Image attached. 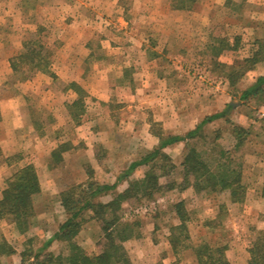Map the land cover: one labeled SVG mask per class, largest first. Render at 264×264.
<instances>
[{"label": "rangeland", "instance_id": "1", "mask_svg": "<svg viewBox=\"0 0 264 264\" xmlns=\"http://www.w3.org/2000/svg\"><path fill=\"white\" fill-rule=\"evenodd\" d=\"M171 4V0H0V100L23 95L21 108L25 109L19 117L33 127L20 129L23 146L32 145L34 132L40 136L53 132V136L77 141L79 125L81 132L93 141V154H86L85 162L71 167L72 170L67 171L61 158L66 145L57 148L49 160L39 162L41 174L54 169L59 175L61 192L87 182L88 172L100 184L112 185L110 182L115 177L116 183L132 162L157 147L144 146L147 134L158 141V134L173 135L168 118L173 119L174 115H181L183 122L193 115L200 123L207 116L226 111L224 118L203 126L194 139L185 141L178 150H163L169 161L156 159L137 167L118 181L114 190L95 199L102 204L113 201L154 167L153 172L159 176V189L151 197L138 191L123 201L118 211L121 222L135 226V237L123 243L132 264H197L190 254H183L180 260L168 255L171 228L179 224L175 213L178 203H183L186 210L187 228L194 246L226 243L229 250L241 256V245L249 249L258 235H264V213L259 211L263 209L252 208L255 194L251 189L247 194L249 202L233 205L227 191L196 193L192 187H184L181 167L187 153L194 149L212 173L217 172L218 164L224 165L222 169L228 165L241 172L245 157L259 145L255 146L254 136L264 145V103L259 98H241L256 77L264 75V0H200L177 18L169 12L173 9ZM159 12L161 16L157 15ZM174 23L181 25L178 37L169 27ZM167 36L171 43L166 40ZM29 40L38 41L44 52H48L47 72L27 66L12 72L10 58L23 53L24 43ZM227 42L235 50L224 49ZM69 53L84 59L92 75L93 71L107 72L119 88L131 81L128 87L130 90L132 87L135 95L128 99L114 95L104 104L80 85L82 90L77 91L57 76L54 67L63 54ZM149 56L156 61L148 63ZM255 59L257 62L250 64ZM147 71L151 72L148 74L152 75L151 82L158 85L161 76L163 88L166 87L160 95L157 87L154 89L151 104L142 95L146 79L142 74ZM39 89L53 91L58 102L65 99L64 113L55 110L49 115L35 107L30 109L42 101L31 91ZM79 99L83 104L73 105ZM59 118L65 123L62 130H57ZM164 120L169 127L164 128ZM240 128L242 143L237 137ZM5 129L1 125L0 170L12 155L22 157L12 163L22 167L30 162L31 147L10 153L13 138L5 134ZM188 131L184 128L183 135ZM109 141L115 144L112 149L105 148ZM259 168L264 170V166ZM83 174L86 180L80 182ZM99 174L102 178L108 176L109 183L99 179ZM253 180L249 175L242 178L249 188ZM42 185H46L45 177ZM61 192L59 203L41 191L34 196V205L39 206L26 232L20 233L12 224V229H8L9 223L3 221L7 224L3 228L11 245L3 234H0V244L6 242L21 253L40 248L66 219ZM92 216L91 211L83 213L82 228L75 238L89 255L100 253L104 243L103 223ZM105 216L110 217L109 213ZM47 252L68 255L67 245L58 241Z\"/></svg>", "mask_w": 264, "mask_h": 264}, {"label": "trees", "instance_id": "2", "mask_svg": "<svg viewBox=\"0 0 264 264\" xmlns=\"http://www.w3.org/2000/svg\"><path fill=\"white\" fill-rule=\"evenodd\" d=\"M199 1L171 0V6L174 10L185 11L191 9ZM24 46L26 50L23 53L17 54L9 60L12 72L16 73L22 66L47 72L50 61L48 52H44V47L34 40L26 41ZM224 49L235 50L234 45L228 42ZM250 62L253 65L257 59ZM71 86L79 92L82 90L76 83H71ZM251 97L262 99L264 103V75L256 77L255 81L241 94L243 99ZM78 104L82 105V100L73 102V105ZM225 116V110L207 116L185 135L168 134L163 136L158 134L159 144L157 147L139 160L132 162L126 171L119 176L118 181L128 177L137 167L147 165L156 159H162L164 162L169 161L163 149L178 142L194 139L203 126ZM241 131L240 128L237 137L242 143ZM19 160H22L20 155H12L6 158L8 165ZM223 166V164H218L217 172L212 173L209 165L202 157L194 149L190 150L181 164L184 173V187H192L196 193L203 191L216 193L228 190L230 201L241 204L246 196V188L242 183V173L230 169L228 165L222 169ZM169 167L174 168L175 166ZM161 168L164 169V166ZM153 170L154 167H151V170L145 174L140 182H136L107 204L95 202V199L105 192L114 190L118 181L112 185L100 184L93 179L92 172H88L89 179L87 182L60 194L61 206L66 213V219L59 224L52 237L46 240L36 251L31 248L23 251L20 264H132L123 243L135 237V226L134 223L121 222L118 211L121 209V203L134 197L138 191H141L143 196L151 197L159 189V176ZM40 191L41 187L35 166L27 163L18 168L6 179L5 189L0 199V222L5 221L14 225L20 233L26 232L35 216L33 198ZM86 211H91L92 217L103 223L104 243L101 244V252L98 254H87L75 241L82 228V215ZM108 213L110 217L105 216ZM175 213L179 219V224L171 228L168 241L177 260H180L186 251H192L197 264H230L226 257L228 244L223 243L214 246L205 243L194 246L188 232V219L183 203L175 205ZM54 241L66 244L68 255L55 256L51 252H47ZM248 252L250 255L248 264H264V235H258ZM11 253H14V250L6 242L0 244V254Z\"/></svg>", "mask_w": 264, "mask_h": 264}, {"label": "crops", "instance_id": "3", "mask_svg": "<svg viewBox=\"0 0 264 264\" xmlns=\"http://www.w3.org/2000/svg\"><path fill=\"white\" fill-rule=\"evenodd\" d=\"M169 12H171L170 14L173 17L177 18L181 16L184 11L170 9ZM201 12L202 14H204L203 11ZM160 13L162 12H159L157 15H159ZM196 15L198 16L197 13ZM176 23H174L173 26H169V27H172V29H174L172 33L174 35L176 34V36L178 37V34H180L179 28L181 27V25H176ZM170 39H171L170 37L168 36L166 37V40L169 43H171ZM71 53L63 54L62 58H60L57 64L54 65L56 69V74L57 76H59V78L62 81L67 82V83H76L80 85L83 89H86V91L91 97L97 98L100 102H103L104 104H107L110 101L111 96L113 97L114 95H117V96L121 95V97L123 95L126 99H128L129 97H133L135 95L133 93L132 87H131V90H130V87H128L130 86L131 81H129L128 86L126 84V85H123V87L119 88L117 85L112 83L113 80L110 78L107 72L98 73V72L93 71V75H92V72L88 70V68L86 67L84 63V59H80L78 57V54L76 55V54H71ZM74 53H76V51ZM154 61H156L155 57L149 56V59L147 58L148 63H152ZM146 73L142 74V76L146 77V79H144L143 81L144 90H142V93H143L142 95L144 97L149 98L148 104H151L152 99H150V97L152 96L154 89L157 87L158 93L160 95L161 91H163V94H164V90L166 89V87L163 88V83H161L162 82L161 76L159 77V80H158L159 84L155 85L153 82H151L152 75H148L151 72L147 71ZM142 79L143 77L141 78V80ZM123 80L124 79L121 78L120 82H123ZM31 91L34 94L38 95V97H40L42 101L39 104L30 106L31 107L30 109L34 110L33 107H35L37 111L49 113V115L52 113H55V110H59L61 111V113H64L65 99L62 100L61 102H58L59 98L58 96L53 94V91H51L50 89H45V90L39 89V90H35V91L31 90ZM135 92L139 93L138 91H135ZM22 99H23V95L20 94L17 97H14L11 99L9 98L6 100H0V116H1L0 127L2 125V127L6 128L5 134L13 138V142L11 143V146H10V153H15L16 151H18L19 149H22L23 147H24L23 149H26L27 147H31V149H29L28 151V153L31 155L29 163H32L36 168L37 175L39 178V183L41 185V193H43L45 197L49 196L51 199H54V202L59 203V201L57 200L59 199V193L62 191L61 186H59L60 177L58 174H55L54 169H51V170L47 169L45 174H41V172L38 170L39 162L41 160L43 161V159L44 160L46 159V161L49 160L51 157H53V154L57 150V148H60L63 145H66L67 146L66 149L61 151V158L63 160V163H65V168L67 169V171L69 169L72 170L71 167H78L80 166V163L82 164L85 162L83 159H85L86 154H90V153L93 154V150H92L93 141H90L89 137H86V135H84L83 132H81L82 127L79 125L76 128L77 135H78L77 141L76 140H64L62 139L63 137H60V136L58 137L57 135L53 136L54 134L53 132L52 134L50 133L46 135L42 134L41 136L38 135L37 132H34L33 141L31 143L33 146L31 144H30L31 146L29 145L26 147L23 146L25 144L19 138L20 129L22 127L29 126L30 124L28 123V121H25L19 117L21 116L23 110L25 109V108H21ZM160 99L161 98H159L158 100L160 101ZM130 107H133V106L130 105ZM148 108L150 112V106H148ZM151 109L153 110V107ZM56 118H58V116ZM188 118L189 120H187V122H183L181 115L179 114L178 116L174 115L173 119L168 118L169 122L171 123V127H173V135H183L182 130L184 128H188V130H193L199 124L198 120H196L193 115L187 117V119ZM58 121L59 122H58L57 130L64 129L65 128L64 120L62 118L61 119L59 118ZM241 125H244V124H241ZM129 126H130V123H129ZM163 126L164 128H167L168 126V123L165 122V120L163 122ZM47 128L48 127L46 125L45 129ZM16 136L17 138H15ZM254 137H255V146L256 144L257 145L259 144L257 147L258 149L255 147V149L251 153H249L248 156L245 157L247 158L245 162L250 166V168L246 170V163H245L243 166V170H241L242 178H245L247 175L252 176L254 177V180H253L254 183H253V186H250L249 188L244 184V181H242V183L245 185V188H246V196H245V200L240 205L243 206L244 203L249 202L247 194L249 193V189H251L253 194H255L254 196L252 195L253 197V207L252 208L257 209V210L263 209L259 211H263L264 213V170H261V168H259V167L264 166V145H263V142L261 143L259 142L258 137H256V135ZM144 140H145V143L143 142V144H145L144 146L147 148L150 147L152 149L153 147L159 144L158 139L152 136L151 134H147ZM184 142L185 141L170 145L163 150L164 151L172 150V149L174 151L178 150L181 147V145L184 144ZM27 144L28 143H26V145ZM114 146L115 144L114 143L112 144L111 141H109V143L105 146V148L109 149V147H111L112 149ZM70 161H72V164H70ZM75 162L77 163V165L75 164ZM20 167L21 166L19 165L16 167L15 165L7 164L5 165V167H2V169L0 170V199L2 197V192L5 189L6 179L10 177ZM99 176H100L99 179H101L102 181H105L106 183H109L108 178H107L108 176L105 178H102L103 176L101 177L100 174ZM42 177L46 178L45 186L42 185ZM72 180H74V177ZM85 180H86L85 174L81 175V180L79 179V181L83 182ZM114 180L110 182V184H113ZM226 191L229 194V200H230V192L228 190ZM232 204L235 205L236 203H232ZM37 205L39 206V204L34 205L35 209H37ZM254 213L256 214L258 212H254ZM3 224L7 225L5 222H0V234L1 235L3 234V237H5V239H7V242L11 245V242L8 240L7 234L5 233V230L3 228ZM263 224H264V221H263ZM7 227L8 229H12L13 226L9 224ZM13 232L16 233V231L14 230ZM52 235L49 236L47 240L51 238ZM54 242H57V241H54ZM12 249L14 250V253L3 254V255L0 254V264H20L21 251L15 248L14 246H12ZM188 254L192 255V257L195 259V255L192 251H186L184 253V255H188ZM168 255L171 258H175L171 248L168 251ZM226 257L228 261L230 262V264H248L250 255L248 252V248L246 246L241 245V256L239 252H237V254H234V250L227 249Z\"/></svg>", "mask_w": 264, "mask_h": 264}]
</instances>
